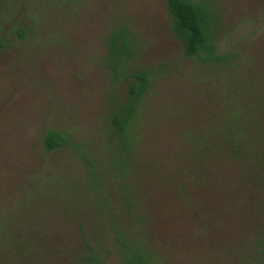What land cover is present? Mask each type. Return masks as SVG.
I'll list each match as a JSON object with an SVG mask.
<instances>
[{"label": "rangeland", "instance_id": "rangeland-1", "mask_svg": "<svg viewBox=\"0 0 264 264\" xmlns=\"http://www.w3.org/2000/svg\"><path fill=\"white\" fill-rule=\"evenodd\" d=\"M197 1L219 13V53L236 57L239 79L264 81V0ZM122 20L138 32L143 60L170 72L155 89L159 115L146 133L147 161L162 163L150 198L143 193L153 241L166 264H244L264 224V190L258 197L235 180L240 171L230 161L208 188L184 171V123L208 130L211 114L221 113L217 97L227 92L216 74L184 56L166 0H0V264H80L84 246L73 221L91 219L86 166L74 149L47 153L43 140L55 130L102 156L106 38ZM106 264L121 262L111 251Z\"/></svg>", "mask_w": 264, "mask_h": 264}, {"label": "trees", "instance_id": "trees-1", "mask_svg": "<svg viewBox=\"0 0 264 264\" xmlns=\"http://www.w3.org/2000/svg\"><path fill=\"white\" fill-rule=\"evenodd\" d=\"M166 8L170 32L181 43L184 56L216 74L227 92L217 97L221 113L211 114L208 130H199L198 125L194 131L189 122L184 123L181 134L187 142V152L181 159L185 161L183 169L196 176L198 186L208 188L217 179V173L222 174L220 164L230 161L240 171L235 180L249 186L259 197L264 190V104L256 98L264 100V81L240 80L236 57L219 53L222 22L209 3L166 0ZM10 23L19 25L20 21ZM16 30L19 36H25L23 30ZM2 33L0 26V37ZM0 47L3 49L4 45ZM106 48L103 62L110 78L105 97L102 156L96 155L89 145L55 130L46 132L43 146L47 153L74 149L86 166L88 184L83 188L84 195L91 196V219H71L80 227L83 241L80 264H106L111 251L121 264H166L165 255L153 241L150 226L154 213H144L149 208L143 193L150 198V182L156 181L162 168L160 162L147 161L152 139L146 133L153 128L148 120L159 115L152 108L155 89L170 72L167 65L154 67L143 60V42L127 20L112 26ZM236 82L240 86L231 85ZM226 177L233 185L232 178ZM158 186L160 191L164 190L159 183ZM179 192L183 198L187 194L182 186ZM243 257L244 264H264V224L253 240L252 252Z\"/></svg>", "mask_w": 264, "mask_h": 264}]
</instances>
